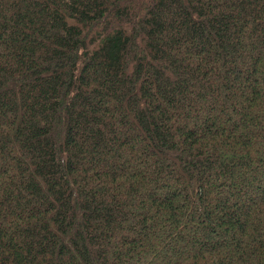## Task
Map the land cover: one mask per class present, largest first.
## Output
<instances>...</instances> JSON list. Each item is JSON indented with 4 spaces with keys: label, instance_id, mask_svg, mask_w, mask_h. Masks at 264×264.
<instances>
[{
    "label": "trees",
    "instance_id": "trees-1",
    "mask_svg": "<svg viewBox=\"0 0 264 264\" xmlns=\"http://www.w3.org/2000/svg\"><path fill=\"white\" fill-rule=\"evenodd\" d=\"M0 264H264V0H0Z\"/></svg>",
    "mask_w": 264,
    "mask_h": 264
}]
</instances>
